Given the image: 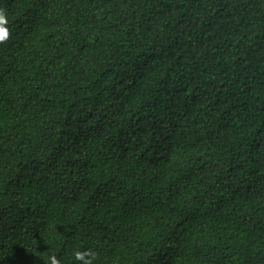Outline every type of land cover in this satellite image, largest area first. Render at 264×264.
Instances as JSON below:
<instances>
[{"label": "trees", "instance_id": "1", "mask_svg": "<svg viewBox=\"0 0 264 264\" xmlns=\"http://www.w3.org/2000/svg\"><path fill=\"white\" fill-rule=\"evenodd\" d=\"M0 12V264H264V0Z\"/></svg>", "mask_w": 264, "mask_h": 264}, {"label": "clouds", "instance_id": "2", "mask_svg": "<svg viewBox=\"0 0 264 264\" xmlns=\"http://www.w3.org/2000/svg\"><path fill=\"white\" fill-rule=\"evenodd\" d=\"M7 24V17L3 12H0V40L7 38V29L4 25ZM89 255L87 253L75 252L74 257L76 260H80L83 264H92L91 259H86L85 257ZM50 264H59V261L55 257L50 258Z\"/></svg>", "mask_w": 264, "mask_h": 264}]
</instances>
